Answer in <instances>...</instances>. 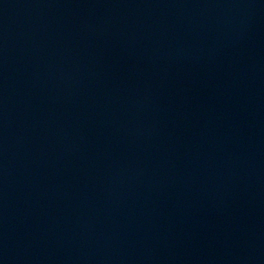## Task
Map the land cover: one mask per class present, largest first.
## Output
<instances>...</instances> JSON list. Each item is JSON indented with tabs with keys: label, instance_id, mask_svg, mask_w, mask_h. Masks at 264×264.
<instances>
[{
	"label": "water",
	"instance_id": "95a60500",
	"mask_svg": "<svg viewBox=\"0 0 264 264\" xmlns=\"http://www.w3.org/2000/svg\"><path fill=\"white\" fill-rule=\"evenodd\" d=\"M0 264H264V0H0Z\"/></svg>",
	"mask_w": 264,
	"mask_h": 264
}]
</instances>
